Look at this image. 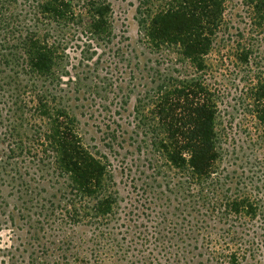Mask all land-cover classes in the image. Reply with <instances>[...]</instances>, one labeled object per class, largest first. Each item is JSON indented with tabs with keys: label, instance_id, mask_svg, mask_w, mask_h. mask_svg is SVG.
Here are the masks:
<instances>
[{
	"label": "trees",
	"instance_id": "16d2710c",
	"mask_svg": "<svg viewBox=\"0 0 264 264\" xmlns=\"http://www.w3.org/2000/svg\"><path fill=\"white\" fill-rule=\"evenodd\" d=\"M137 2L149 58L114 33L110 0H0V184L37 240L90 226L96 248L125 252L132 234L145 251L118 158L186 264H264V0ZM79 111L108 122V153L84 145ZM40 249L36 264H80Z\"/></svg>",
	"mask_w": 264,
	"mask_h": 264
},
{
	"label": "rangeland",
	"instance_id": "374dc122",
	"mask_svg": "<svg viewBox=\"0 0 264 264\" xmlns=\"http://www.w3.org/2000/svg\"><path fill=\"white\" fill-rule=\"evenodd\" d=\"M110 1L113 6L112 26L114 33L125 38L126 44L131 48L144 53L146 55L145 58L151 57L140 42V26L136 10L138 5L137 0ZM145 58H142L143 61ZM144 83L147 84L148 81ZM136 91H142V88L137 87ZM135 102L136 96L133 95L126 106V111L122 112L123 119L128 118L133 113ZM77 113L80 118L79 131L84 145L88 146L92 151L108 153L103 144V134L97 128L101 127L105 131L104 123L107 124L108 122H104L101 117H97L95 121L89 120L80 116L81 111ZM126 148H128L127 145ZM112 165L118 188L121 192L120 196L123 200L121 207L125 214L124 217L128 219V212L135 205L139 211H134H136V215L139 217L136 216L134 218L139 223L138 225H142L139 229L143 231V228L147 226L150 243L147 245L145 251L138 244H130V239L133 242L137 241L136 237L132 234L128 235V242H125V245L129 244L130 246L129 250L125 252H120L121 250L116 249L111 250L105 247V245H100V242L97 246L99 248H96L95 244H93L90 226L71 227L65 230V233H58L57 231L52 233L45 227V234L42 233V238L37 240L34 237V230L37 228V225L35 222L32 223L30 220L22 218L28 213L22 212V203L17 199L16 192L7 187H2L0 184V264H36L37 258L42 251L40 249L42 245L47 246L49 249L46 258L50 259L51 256L55 257L64 254L72 259L73 255H77L80 259V264H143L144 262L148 264L147 258H150L153 264H155V260L157 264H186L185 260H182L180 257L181 252L172 246H168L169 244L167 245L165 240L159 239V236L155 233L156 230L152 226L153 222L151 220L154 216L153 212L148 210V215L145 218L143 217L141 212H145V210L140 206L138 197L130 187L129 179L121 175L120 168L118 167V158L112 162ZM129 224H132V222ZM53 234L57 237L53 238ZM62 235H65L67 240V243H63V245L58 241V237H62ZM155 237L163 241L164 244L159 243L158 240H154ZM48 240L53 241V244L48 243ZM69 241H73L72 243L75 244V247L69 246ZM200 260L201 258H195L192 264H197L196 262Z\"/></svg>",
	"mask_w": 264,
	"mask_h": 264
}]
</instances>
